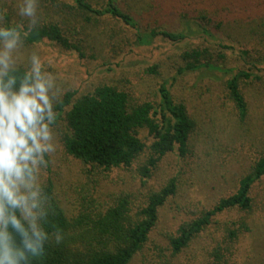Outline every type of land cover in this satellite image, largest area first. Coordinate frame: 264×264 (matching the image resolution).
I'll return each mask as SVG.
<instances>
[{
	"label": "trees",
	"instance_id": "obj_1",
	"mask_svg": "<svg viewBox=\"0 0 264 264\" xmlns=\"http://www.w3.org/2000/svg\"><path fill=\"white\" fill-rule=\"evenodd\" d=\"M40 4L44 9L51 7L52 12L48 18L40 19L37 29L28 34L25 46L50 44L81 61L86 60L80 30L73 28L77 19L94 26L107 21L97 37L103 38L105 46L116 55L132 47L150 48L158 40L171 47L184 45L175 55L172 82L190 74L221 73L226 77L224 86L232 110L240 122L247 118L248 105L241 87L252 79L260 80L259 74H264V25L253 21L242 31L244 41L258 40L263 49V55L253 60L249 51H240L248 68L245 69L226 67V52L232 51L233 45L238 43L233 40L226 43L219 37L224 22L207 8L190 9L185 2L176 0H40ZM152 13L157 14L156 18ZM140 16L154 19L143 23ZM167 18L169 23L164 28L159 22ZM124 31L132 42L129 38L117 40V33ZM89 58L94 59V56ZM157 70L158 66L154 65L144 76H158ZM135 94L123 87L97 85L84 94L66 92L55 104L54 125L63 124L59 138L63 153L84 167L90 180L94 174L107 179L113 171H120L134 174L138 188L147 191L135 197L118 189L100 203L81 198L74 213L68 214L54 192L55 182L48 170L43 186L53 211L46 230L54 233L59 229L62 240L56 243L52 239L43 257L34 264H130L149 242L158 225L160 209L176 196L181 179L190 174L182 166L178 167L156 190L148 189L162 163L169 160L172 164L169 157L174 156L182 163L191 158L190 141L195 123L185 103L175 100L166 81L156 87L158 103L137 98ZM143 133L149 143L141 138ZM261 183L264 184V150L253 161L249 172L237 181L231 194L199 211L167 236L164 251L169 252V264H172L171 259L184 255L214 224L223 229L221 244L226 254L241 235L249 232L246 222L255 213L258 198L254 189ZM92 185L93 189L98 186L96 182ZM260 203L264 210V192ZM232 213L237 219L228 221L224 216ZM218 248L208 253L207 250L197 252L192 261H187L227 264Z\"/></svg>",
	"mask_w": 264,
	"mask_h": 264
},
{
	"label": "rangeland",
	"instance_id": "obj_2",
	"mask_svg": "<svg viewBox=\"0 0 264 264\" xmlns=\"http://www.w3.org/2000/svg\"><path fill=\"white\" fill-rule=\"evenodd\" d=\"M101 1V0H100ZM185 2L190 9L207 8L214 17L224 22L220 36L224 41L233 40V50L228 51L226 67H245L240 51H249L250 59H259L263 49L257 41H244L242 31L254 21V24L264 25V0H176ZM15 0H0V7L11 5ZM102 3V2H101ZM51 7L40 4V19H46L51 14ZM142 14V13H140ZM156 18L157 14L152 13ZM138 16V15H137ZM153 17H141L140 21L152 20ZM167 19L159 24L167 27ZM94 23V22H93ZM76 31L80 30L79 38H83L88 60H79L75 55L64 53L50 44H40L25 48L35 50L42 58L45 70L51 72L59 85L60 97L69 91L79 94L91 92L97 85H114L134 91L135 97L148 99L158 103L156 87L163 81L171 86V92L176 101L185 103L188 113L195 123V132L190 141L191 158L187 162H179L174 156L172 164L169 160L162 163L148 189L156 190L169 176L176 173L178 167H183L190 174L181 179L178 193L160 209L159 222L151 233L149 242L130 264H169V252L166 248L167 236L198 214L207 209L219 198L231 194L237 181L249 172L253 161L264 150V74H259L260 80L252 79L242 85V92L248 105V116L240 122L232 110V105L225 90L226 77L221 73H196L179 77L172 82L173 69L176 66V53L184 45L171 47L163 41H156L150 48L132 47L128 52L116 55L105 46L103 38L97 37L105 29L107 21L99 22L98 26L74 23ZM110 25V23H109ZM144 25V24H143ZM96 28V29H95ZM117 40L129 38L128 32L117 33ZM129 42L132 40L129 38ZM93 55L94 59L89 58ZM114 56H118L114 58ZM123 56H126L123 58ZM119 65L116 66V64ZM158 66V76L145 77L144 72ZM110 67L113 69L111 70ZM257 76V72H255ZM55 103V104H56ZM63 124L53 126V142L56 150L47 156L48 166L42 171V183L49 175L54 179V192L60 199L61 206L68 214L74 213L75 206L81 198L100 203L107 201V195L119 190L131 193L136 197L140 192L134 174L113 171L110 177L104 179L94 174L92 180L86 174L84 167L65 156L59 143ZM141 138L149 143L146 134ZM180 163L179 164H177ZM101 179V183H99ZM98 186L93 189V183ZM264 184L255 186L256 211L246 222L249 232L241 235L225 254L221 244L222 231L220 226L212 225L190 249L178 258L171 259L172 264H193L198 254L217 247L227 259V264H264V210H261L260 200L263 198ZM242 216V215H241ZM228 221H235L236 214L224 216ZM161 251V253H160ZM163 251V252H162Z\"/></svg>",
	"mask_w": 264,
	"mask_h": 264
},
{
	"label": "clouds",
	"instance_id": "obj_3",
	"mask_svg": "<svg viewBox=\"0 0 264 264\" xmlns=\"http://www.w3.org/2000/svg\"><path fill=\"white\" fill-rule=\"evenodd\" d=\"M40 0L0 7V264H34L62 235L46 230L52 207L41 175L56 150L57 78L25 48Z\"/></svg>",
	"mask_w": 264,
	"mask_h": 264
}]
</instances>
